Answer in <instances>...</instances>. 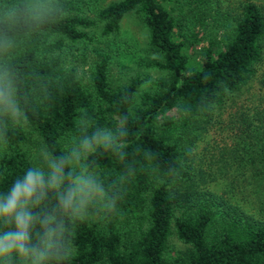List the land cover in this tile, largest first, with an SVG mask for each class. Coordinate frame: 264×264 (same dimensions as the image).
I'll return each mask as SVG.
<instances>
[{"label": "trees", "instance_id": "1", "mask_svg": "<svg viewBox=\"0 0 264 264\" xmlns=\"http://www.w3.org/2000/svg\"><path fill=\"white\" fill-rule=\"evenodd\" d=\"M38 1L0 0V88L11 85L20 110L14 118L0 105V194L32 167L16 119L51 156L65 155L67 136L82 141L97 129L115 136L87 151L75 171L94 174V201L65 210L49 192L35 209L55 217L48 264H264V219L203 189L206 174L194 168L189 148L227 96L264 79V70L257 73L264 66V0H238L225 39L210 33L203 10L186 0H119L99 9L104 35L116 33L131 10L148 31L152 65L165 75L137 102L145 79L110 86L105 53L95 52L91 93L64 65L67 45L87 39L84 30L95 23L80 13V0ZM240 117L237 135L250 134ZM258 160L264 171V145L250 161Z\"/></svg>", "mask_w": 264, "mask_h": 264}, {"label": "rangeland", "instance_id": "2", "mask_svg": "<svg viewBox=\"0 0 264 264\" xmlns=\"http://www.w3.org/2000/svg\"><path fill=\"white\" fill-rule=\"evenodd\" d=\"M117 1L119 0H80L78 2L80 13L93 19L95 23L84 30L87 39L67 45L64 51V65L75 69L83 88L91 93L90 74L96 60L95 52L105 53L108 57L106 71L110 86L125 84L134 76L145 79L134 94V101L137 102L138 95L148 90L156 80L164 78L165 74L152 65L155 57L148 45V31L142 22L141 15L136 11L131 10L122 16L116 33L109 35L101 33L102 23L97 20L96 12ZM205 1L206 3L203 0L198 2L186 0L184 3H188L189 8L200 7L203 10L202 23L205 26H213L212 32L209 29L210 33L216 34L219 39H225L230 35L234 24L232 14L235 13L238 0ZM37 2L39 1L31 0V3ZM226 10H229L228 13H225ZM263 70L264 66H261L257 73ZM262 112H264V79L263 76H258L240 92L227 96L220 106L213 109L208 124L204 129H199L200 133L189 147L194 168H201L206 174V181L201 187L222 195L229 203L257 220L264 219V171L262 164H259L261 160L255 163L250 160L255 155L258 157V151L264 145V114ZM241 113L249 123L250 134L244 133L239 136L238 130L244 127L243 123H240ZM16 122L25 132L21 149L30 160L32 167H41L47 171L46 157L49 155L39 137L24 124L22 119H16ZM255 133L258 134L257 138L254 137ZM80 142L75 137L67 136L62 140L61 147L65 154H68L73 148H79ZM256 149L258 150L255 151ZM2 152L3 148L0 144V155ZM86 153L83 152L81 159L70 167L78 171ZM83 175L93 178L94 174ZM97 195L98 191L88 193L82 204L79 203L78 198L79 207L82 208L86 202L94 201ZM170 242L175 248L182 247L174 236L170 237ZM13 264H19V261L16 260Z\"/></svg>", "mask_w": 264, "mask_h": 264}, {"label": "clouds", "instance_id": "3", "mask_svg": "<svg viewBox=\"0 0 264 264\" xmlns=\"http://www.w3.org/2000/svg\"><path fill=\"white\" fill-rule=\"evenodd\" d=\"M0 105L8 115L19 116L10 84L0 88ZM114 140L110 131L97 129L70 153L47 156V171L30 167L6 193L0 194V264H13L14 258L19 264H48L56 243L55 217L41 215L35 209L49 192L56 193L60 207L67 210L77 204L78 198L82 204L85 195L99 191L91 176L77 174L70 165L78 162L82 153L92 150L94 145L108 146Z\"/></svg>", "mask_w": 264, "mask_h": 264}]
</instances>
